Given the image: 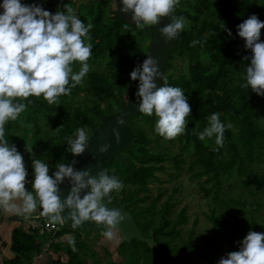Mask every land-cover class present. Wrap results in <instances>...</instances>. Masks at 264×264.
Instances as JSON below:
<instances>
[{"label":"trees","instance_id":"1","mask_svg":"<svg viewBox=\"0 0 264 264\" xmlns=\"http://www.w3.org/2000/svg\"><path fill=\"white\" fill-rule=\"evenodd\" d=\"M36 1L21 0L25 4ZM87 2L84 0L79 4L75 12L85 24L90 21L93 25L90 30L92 55L88 61L91 70L84 77L83 84L73 88L70 95L61 96L58 105L30 97L32 103L27 110L17 121L6 125L9 143L14 144L23 157L29 156V183L26 186L29 191L32 190L33 158L46 164L49 162L51 174L56 163L72 161L67 139L74 138L77 128L91 130L93 126H99L103 115L116 112L128 98L130 101L137 99L135 93L139 82L132 81L130 75L124 78L123 74H130L145 59L154 37V26L143 30L136 28L135 24L116 16L106 0ZM175 13L186 20L183 42L180 45L178 42L167 55L164 77L169 86L180 87L188 98L192 111L186 118L185 132L172 140H164L157 134L153 137L145 126L154 129V115L138 113L129 116L126 120L135 131L131 150L123 152L129 166L116 159L105 160L109 175L117 176L124 185L120 192L111 194V201L118 204L126 201L127 209L144 234L154 237L160 246V249L150 247L137 239L131 242L121 240L117 252L125 264H171L179 257L184 260L191 253L197 255L193 254L192 259L187 258L189 260L218 264V249L227 253L238 251L245 232L263 228L250 208L264 207L259 195L264 190V97L240 87L249 63L244 57L251 53L238 36L237 26L253 14L264 21V0H179ZM144 36L151 42H143L145 46L142 47L141 38ZM193 40L201 43L192 47L190 42ZM261 41L264 42V29L261 30ZM178 57L186 58L187 70L177 69L174 60ZM100 64L105 65L107 71L98 69ZM79 67L76 63L73 70L78 72ZM81 94L87 95L86 99L91 97L93 104L85 100L80 102L78 97ZM102 101L106 103L104 107ZM216 112L221 114L220 120L226 128L223 147L214 152L212 149L218 147L214 143L215 138L201 141L198 133L207 126V118ZM229 124L230 128L227 127ZM165 142L171 146L179 143L182 151L172 153L173 147ZM27 149H32V152H27ZM185 152H193L189 168L193 170L197 166V170L192 172V176L199 179L204 193L212 194L215 205L203 244L196 242L194 231L187 238L184 236L183 225L189 220L187 206L173 217L178 203L175 193L179 189L175 187L174 192L161 203L167 189L160 187L157 194H153L151 188L154 182H166L160 172H168L171 177L168 180L178 179L183 174ZM169 163L174 166V172L168 171ZM237 176H240L243 191H233L225 185ZM245 192L254 200L245 198ZM231 206L234 209L230 211ZM217 207L225 212H219ZM70 229L62 227L55 234H39L28 224L16 226L12 230L10 245L14 256L4 258L2 264H34L35 256L47 254V250L57 255L53 258L48 253L47 264H88L89 257L96 264H103L96 252L90 253L91 245L81 239L80 233L82 230L95 231L99 236L102 230L75 229V236L65 243L48 237H59L70 233ZM40 235L46 237L41 238ZM228 236L231 240L225 239ZM181 239L182 251H179L175 246ZM70 240L74 242L75 250ZM217 245L221 248H216ZM108 264L118 263L109 259Z\"/></svg>","mask_w":264,"mask_h":264},{"label":"clouds","instance_id":"2","mask_svg":"<svg viewBox=\"0 0 264 264\" xmlns=\"http://www.w3.org/2000/svg\"><path fill=\"white\" fill-rule=\"evenodd\" d=\"M121 3L120 11L131 13L132 23L141 30L159 26L163 18L170 17L171 22L159 28L166 44L176 40L184 31L185 18L174 15L179 0H121ZM0 9V210L29 220L39 209V216L50 225L67 221L73 226L94 223L97 227L103 226L101 235L106 240L113 241L118 225L126 219L118 208L107 206L111 205V194L124 187L117 176L108 175L105 169L96 176L91 174V169L77 170L74 159L67 164L56 163L55 171L50 175L49 165L33 158L32 190L29 191L24 158L6 138V125L17 121L27 110L32 103L30 97L58 105L61 96L70 95L73 88L83 84L84 77L91 70L88 61L92 55L90 30L93 25L90 21L85 24L68 3L54 14L42 5L25 4L21 0H2ZM262 29L264 21L255 14L237 26L238 36L251 53L244 57L249 63L240 87L264 97ZM199 43L193 40L190 46ZM145 57L142 64L130 73L131 80L139 82L135 93L138 111L156 117L154 132L157 135L164 140L175 139L185 132L191 106L180 87L167 84L163 73L158 70V61L151 55ZM76 63L80 66L78 72L73 70ZM157 78L164 81L163 86H157ZM220 115L219 112L212 113L207 118V126L198 133L201 141L215 138L218 147L212 149L214 152L223 147L224 141L226 126ZM116 122L124 124L121 119ZM113 134L119 141L115 129ZM73 136L67 139V150L74 157L80 156L88 147L90 136L84 127L77 128ZM110 147L105 144L99 152L105 153ZM27 151L32 152V149ZM66 179L70 191L62 200L59 186ZM69 243L75 250L74 242L70 240ZM239 245L238 251L228 252L218 264H264V233L249 230Z\"/></svg>","mask_w":264,"mask_h":264},{"label":"rangeland","instance_id":"3","mask_svg":"<svg viewBox=\"0 0 264 264\" xmlns=\"http://www.w3.org/2000/svg\"><path fill=\"white\" fill-rule=\"evenodd\" d=\"M66 3L71 5V7L74 9V12H76V8L80 7V5L82 4V2L80 0H40V1H38L39 5H42L45 10H48L52 13L56 12L57 10H63V4H66ZM111 3L112 2H109L111 7L113 8L114 5H113V3L112 4ZM146 38H147L146 36L141 38V42H142L141 46L142 47L145 46V44L143 42L146 41V44H149L151 42L150 40H146ZM141 55L144 56L143 51H141ZM174 62L176 63V65L178 67L177 69L187 70L188 65H187V60L185 57H182V58L178 57L177 59L174 60ZM98 69H100L102 71H107L106 66L102 65V64L98 65ZM128 75H130V74H123L124 78H126ZM137 90H138V87H137ZM86 97H87V95L81 94V97H78V100L80 102L85 100L89 104H93L90 100L91 97L88 99H86ZM127 101H130V99L128 98ZM105 105H106V103L102 101V106L104 107ZM132 127H134V126L132 125ZM145 127H146V130L148 131V133L150 135H152L153 137H155L156 133L154 132V129L152 127H150L149 125H146ZM86 131H87V133H91V130H89V129H86ZM165 143H166V145H169V144H167V142H165ZM169 146H171V145H169ZM171 148H172L171 149L172 153H174V152L180 153L182 151L180 148V144L177 142L174 145H172ZM192 154H193V152H190V153L185 152L184 156L186 157V163L184 164L183 174L178 179L168 180L169 178H171V177H169V173L168 172H160L159 174L161 175V178L163 180H166V182H163V183L154 182L151 184V188L153 189V194H157L160 187L167 189L166 190L167 193L160 200L161 203H163L167 199V197L170 196L174 192L175 187H177L179 189L175 193V199L178 201V203H177V206L175 207V209L173 211V217H176L178 215V213L184 207L187 206V215H188L189 220L186 224L183 225L184 236H185V238H187L189 233L191 231H194V239H196V242L200 241L201 244H203V242L205 241V236L208 233L207 230L211 226L210 215H211L212 209L214 208L215 205H214V202L212 200V194L207 195L206 193H204L200 187L199 179L194 178L192 176V172L197 170V166H195V168L193 170H191L189 168L190 167V161L192 160ZM28 157L24 156L23 158H24V162H25L26 168L28 170V174H29L30 167H29V164L27 161ZM48 165H49V162H48ZM168 165H169V167H167L168 171L174 172V166L171 163H169ZM50 172H51V167H50ZM204 179H205V177H204ZM225 185L228 189H231L233 191H240V190L243 191L242 190V183L240 181V176H237V178L232 179L230 182H226ZM254 189H256V188H254ZM243 195L249 201L254 200V198L250 197V195H248L247 192H245ZM259 195L261 196V200H260L261 202L260 203H264V190L260 191ZM158 204L160 205V202ZM233 209H234V207L231 206L230 211ZM250 209L252 211L251 213L253 214L255 220H257L258 222L263 224V228L255 230V231L260 232V233H264V207L263 208H256L253 206ZM217 210L219 212H225V210L220 208V207H217ZM39 211L40 210L38 209L37 212H39ZM242 213H244L245 215L247 214V212H242ZM25 224H27V221ZM70 230H71L69 233L70 237H72V236L74 237L76 234V232L74 231L75 229H70ZM36 231H38L39 234H42L40 231V228H38ZM241 232H243V231H241ZM248 232L249 231L245 232L244 234L246 235ZM80 233L82 236L81 239H83L89 245H91L90 253H92L93 251L96 252L98 254V256L101 258V261L103 264H108L109 259L116 261V263H118V264H125L124 258H122L117 252V248L119 246V243L121 242V235L118 233V231L116 233V238L113 241L106 240L102 235L96 236L95 231L86 232V231L82 230V231H80ZM87 234H89V236ZM64 235H65V233L59 237H56L55 235L54 236L48 235V237L52 240H55V241H58L61 243H65L68 238L64 237L65 240H63L62 238ZM69 235H68V237H69ZM40 237H41V235H40ZM45 237L46 236H42L41 238H45ZM225 239L231 240L229 236L226 237ZM177 242H180V243L177 246H175V249L182 251V249H181L182 242H183L182 239L177 240ZM216 248H221V246L217 245ZM198 249H201V247H199ZM50 251L53 252L52 250H50ZM47 252H49V251L47 250ZM50 253H49V255H51ZM193 254L197 255V253H193ZM193 254L191 253V254L187 255V257H185L184 260H181V258L179 257L178 259H175L174 262H171V264H203L200 262H196V260H189V259H192ZM216 254L218 255V257L220 259L221 257H225L227 252L218 249L216 251ZM53 258H57V255L54 254ZM63 258L66 259L67 256L64 255ZM187 258H189V259H187ZM87 261H88V264H96L91 257H89L87 259Z\"/></svg>","mask_w":264,"mask_h":264},{"label":"water","instance_id":"4","mask_svg":"<svg viewBox=\"0 0 264 264\" xmlns=\"http://www.w3.org/2000/svg\"><path fill=\"white\" fill-rule=\"evenodd\" d=\"M88 1V0H87ZM101 2L102 0H95ZM116 3V15L121 17L124 21L132 23L131 13L124 14L120 11L122 7L121 0H114ZM176 16V13L174 12ZM171 18H163L161 25L154 26V37L151 42L150 49L147 55H151L158 61V70L165 72V65L167 62V55L170 50L174 49L179 42V45L183 42V33L179 34L176 40L165 43L164 38L161 37L159 28L165 24L170 23ZM146 58V57H145ZM142 64V62H140ZM167 80V79H166ZM155 83L158 87L164 85L162 79L157 78ZM137 99L132 101L123 102L116 112L103 115L99 126H93L91 128L89 144L85 152L80 156H73L72 160H76L75 165L77 170L91 169V174L96 176L100 171L107 170L105 166V160H114L121 162L122 164L129 166L127 157L123 152H129L131 150L135 131L134 128L127 122V117L138 114ZM117 119L123 120L124 124L118 125ZM113 129L119 133V141L113 134ZM105 144L111 145L109 150L105 153H100L99 148ZM109 175V172L107 170ZM61 199H65L70 191L69 181L66 179L63 184L59 186ZM83 195V193H82ZM107 204V202H105ZM109 208H118L126 219L118 225V233L121 235L122 242H131L133 239H137L144 243H147L150 247H156L160 249L158 242L154 237L147 236L140 228L137 221L133 218L131 212L127 209V202L124 201L121 204L111 201V205H107ZM21 217V216H20ZM64 227L71 229H88V230H102L103 226L97 227L94 223L85 222L81 226H73L71 221L61 223Z\"/></svg>","mask_w":264,"mask_h":264},{"label":"crops","instance_id":"5","mask_svg":"<svg viewBox=\"0 0 264 264\" xmlns=\"http://www.w3.org/2000/svg\"><path fill=\"white\" fill-rule=\"evenodd\" d=\"M38 1L40 0H37V3H35L38 4ZM34 215H39V212L34 213ZM10 217H14V219L11 220ZM26 221L27 220H25L23 217L17 215L16 218L15 214L5 213L4 211L0 210V264H2L4 258H12L14 256V253L10 249L12 230L18 225H26ZM50 252L51 251L49 250L48 253ZM48 253H42L40 258L34 260V264H47L49 261ZM50 254L51 256H54V252H51Z\"/></svg>","mask_w":264,"mask_h":264},{"label":"built area","instance_id":"6","mask_svg":"<svg viewBox=\"0 0 264 264\" xmlns=\"http://www.w3.org/2000/svg\"><path fill=\"white\" fill-rule=\"evenodd\" d=\"M0 3H2L1 0H0ZM0 12H2V9H0ZM27 224L30 225L33 229L40 228L41 233L48 232V233H53V234L60 231L62 227H64L61 223L56 224V225H50L44 218L40 217L39 215H34V214L31 219L27 220ZM64 237H67L68 239L70 238L67 235H64L62 238L63 240H65ZM40 257H41V254L36 255L35 259H38Z\"/></svg>","mask_w":264,"mask_h":264},{"label":"flooded vegetation","instance_id":"7","mask_svg":"<svg viewBox=\"0 0 264 264\" xmlns=\"http://www.w3.org/2000/svg\"><path fill=\"white\" fill-rule=\"evenodd\" d=\"M80 1H81L82 3L84 2V0H80ZM103 1H104V0H103ZM103 1H102V2H103ZM106 1H107V3H109V2H112V3H113V5H114L113 8L111 7V5H109L108 7H110V8L113 9V10H115V15H116V3H115L113 0H112V1H111V0H106ZM85 2H86V1H85ZM87 3H88V2H87ZM112 3H111V4H112ZM116 16H117V15H116Z\"/></svg>","mask_w":264,"mask_h":264},{"label":"bare ground","instance_id":"8","mask_svg":"<svg viewBox=\"0 0 264 264\" xmlns=\"http://www.w3.org/2000/svg\"><path fill=\"white\" fill-rule=\"evenodd\" d=\"M51 241V240H50Z\"/></svg>","mask_w":264,"mask_h":264}]
</instances>
